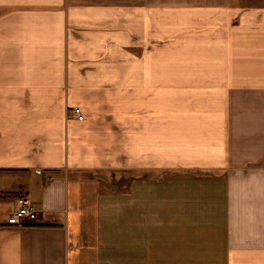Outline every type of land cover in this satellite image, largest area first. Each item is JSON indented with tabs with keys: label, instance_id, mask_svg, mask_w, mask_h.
Returning <instances> with one entry per match:
<instances>
[{
	"label": "crops",
	"instance_id": "obj_1",
	"mask_svg": "<svg viewBox=\"0 0 264 264\" xmlns=\"http://www.w3.org/2000/svg\"><path fill=\"white\" fill-rule=\"evenodd\" d=\"M0 264H264V0H0Z\"/></svg>",
	"mask_w": 264,
	"mask_h": 264
},
{
	"label": "built area",
	"instance_id": "obj_2",
	"mask_svg": "<svg viewBox=\"0 0 264 264\" xmlns=\"http://www.w3.org/2000/svg\"><path fill=\"white\" fill-rule=\"evenodd\" d=\"M72 115L78 120H83L85 118L82 108L79 106H74L72 108ZM37 216L38 211L29 198L19 199L16 210H14L13 214L8 219V224L20 225L25 220L34 221Z\"/></svg>",
	"mask_w": 264,
	"mask_h": 264
},
{
	"label": "rangeland",
	"instance_id": "obj_3",
	"mask_svg": "<svg viewBox=\"0 0 264 264\" xmlns=\"http://www.w3.org/2000/svg\"><path fill=\"white\" fill-rule=\"evenodd\" d=\"M117 173V172H116ZM116 173H114L115 175H116V177H117V174ZM115 184H116V182H115ZM111 188H114V189H116L117 188V185H111ZM8 204H11L12 205V208H13V210H16V206L15 205H17L18 204V200L17 201H10V202H7ZM25 224H30V223H32V221H26L25 220ZM23 225V223L22 224H20V225H18V226H22Z\"/></svg>",
	"mask_w": 264,
	"mask_h": 264
},
{
	"label": "trees",
	"instance_id": "obj_4",
	"mask_svg": "<svg viewBox=\"0 0 264 264\" xmlns=\"http://www.w3.org/2000/svg\"><path fill=\"white\" fill-rule=\"evenodd\" d=\"M5 196L10 197V198H17V199H23V198H26L25 195H23V194H18V193H10V194H6Z\"/></svg>",
	"mask_w": 264,
	"mask_h": 264
}]
</instances>
